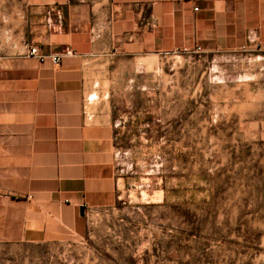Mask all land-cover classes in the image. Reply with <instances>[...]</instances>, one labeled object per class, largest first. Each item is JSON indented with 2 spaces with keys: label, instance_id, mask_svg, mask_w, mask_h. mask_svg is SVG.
I'll list each match as a JSON object with an SVG mask.
<instances>
[{
  "label": "rangeland",
  "instance_id": "1",
  "mask_svg": "<svg viewBox=\"0 0 264 264\" xmlns=\"http://www.w3.org/2000/svg\"><path fill=\"white\" fill-rule=\"evenodd\" d=\"M111 202L0 264H264V50L123 58L101 73Z\"/></svg>",
  "mask_w": 264,
  "mask_h": 264
},
{
  "label": "crops",
  "instance_id": "2",
  "mask_svg": "<svg viewBox=\"0 0 264 264\" xmlns=\"http://www.w3.org/2000/svg\"><path fill=\"white\" fill-rule=\"evenodd\" d=\"M196 47L264 50V0H0V244L50 240L113 201L101 73Z\"/></svg>",
  "mask_w": 264,
  "mask_h": 264
},
{
  "label": "built area",
  "instance_id": "3",
  "mask_svg": "<svg viewBox=\"0 0 264 264\" xmlns=\"http://www.w3.org/2000/svg\"><path fill=\"white\" fill-rule=\"evenodd\" d=\"M245 49V48H244ZM196 52H200L202 49L200 47H196L195 49ZM184 52H189L191 50L188 49H184ZM28 57L30 58H35L37 60H39L40 62H45L47 60H51V62L53 63V65H59L61 63V58L58 56H47L45 54H42L38 48L36 47H32L30 48L29 52H28ZM31 198V197H28Z\"/></svg>",
  "mask_w": 264,
  "mask_h": 264
},
{
  "label": "water",
  "instance_id": "4",
  "mask_svg": "<svg viewBox=\"0 0 264 264\" xmlns=\"http://www.w3.org/2000/svg\"><path fill=\"white\" fill-rule=\"evenodd\" d=\"M84 211H85V208L82 207V208H81V215H82V216H84Z\"/></svg>",
  "mask_w": 264,
  "mask_h": 264
}]
</instances>
